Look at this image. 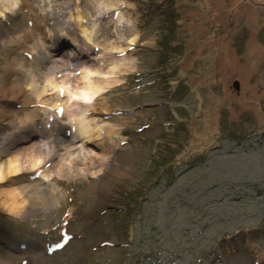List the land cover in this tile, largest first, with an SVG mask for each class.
<instances>
[{
    "label": "rangeland",
    "instance_id": "obj_1",
    "mask_svg": "<svg viewBox=\"0 0 264 264\" xmlns=\"http://www.w3.org/2000/svg\"><path fill=\"white\" fill-rule=\"evenodd\" d=\"M128 1L121 26L90 0H54L51 11L47 0H28L0 18V111L22 110V97L8 104L2 89L24 69L42 86L48 70L60 77L64 64L78 72L96 58L100 49L77 35L85 56L62 62L74 48L67 36L77 8L97 24L96 41L122 45L117 58L133 61L96 99L100 121L121 132L102 171L55 174L59 201L29 188L19 217L0 200V264H264V0ZM30 12L52 36L41 26L21 46ZM54 41L61 56L48 59ZM14 59L25 65L9 67ZM33 117L18 129L1 124L0 136L12 132L18 149L68 140L60 122L39 138L46 115ZM40 182L49 192L51 182Z\"/></svg>",
    "mask_w": 264,
    "mask_h": 264
},
{
    "label": "bare ground",
    "instance_id": "obj_2",
    "mask_svg": "<svg viewBox=\"0 0 264 264\" xmlns=\"http://www.w3.org/2000/svg\"><path fill=\"white\" fill-rule=\"evenodd\" d=\"M47 1L49 2L48 11H51L54 0ZM90 1L98 13L105 11L116 13L111 17L109 23L118 19V25L120 26L123 17L126 16L127 7L131 5L128 0ZM27 2L28 0H0V13H2L0 18H7L8 13L15 14L21 11L24 8L23 6L28 4ZM39 2H45V0H38V6L42 7L43 4L40 6ZM33 9V6H31L29 10ZM88 13L87 11V15H85L81 8H77L76 13L70 12L69 17L71 19L69 21L75 23L77 30H74L72 34L67 33L69 35L67 38L71 39L70 37L73 36L71 42H73L74 48L70 53L64 55L67 56V61L62 60V62L69 61V63H72L73 60H76L75 58L85 56L84 50L79 47L77 35L82 36L85 43L92 45V48L100 49L95 59L86 57L79 66L78 72H72L77 69L64 64L68 70L60 77L54 73L55 69L48 70L45 73V84L42 86L37 84L33 71L24 69L19 75L15 73L14 81L19 80L20 76L21 81L19 83H13L11 87H3L2 89L5 96H10L8 104L15 102L18 105L17 99L22 97L24 105H19L18 108H22L20 111L17 107L12 109L11 114L9 111H0V125L5 123V125L18 129L26 124L28 120H33V116L37 115V112H44L46 115L45 127L43 130L36 131L39 138L47 135L49 133L48 129L56 122L71 128L68 140L59 148L54 144V138H49L45 141L41 139L42 142L36 141L18 149L16 137L12 135V132L0 136V192L5 195L0 200L1 208L8 215L19 217L24 214L28 205V197L25 192L32 187L43 195L44 200L53 199L54 201L55 199V201H59L64 193H60V187L52 182L55 174L59 176H62L63 173H81L85 175L87 172H91L93 175L98 174L108 161V153L110 152L108 143L115 142V137L121 134L113 123L100 121L95 104L96 99L106 92L108 87H113L116 84L114 81L117 79L116 75L125 71L126 66L132 64L133 61L126 59V57L123 59L117 58V53L125 50L122 45L114 43L105 45L96 41L97 24H85V20L89 17ZM31 16H34V18H31ZM22 21L27 33L19 36L21 46L29 40L27 34L30 36L32 32L41 29V26H46L43 31L46 34L45 39L51 38V28L38 20L35 12L33 14L30 12ZM136 40L137 35L135 34L129 39V44H135ZM42 41L40 35L39 43L42 44ZM45 43L47 45L44 46L48 47L51 44L50 42ZM58 52L56 41H54L45 54L48 59H51L53 56H61L57 55ZM55 60L61 61L57 58ZM25 63L27 64V61ZM54 64L57 65L56 62ZM22 65L25 64L14 59L9 67ZM51 68H53V65ZM16 77L18 78L16 79ZM6 82L4 83L5 86H7ZM18 84H23V86L17 87ZM48 95L50 97L46 98ZM31 106H35V109H30ZM22 139L26 138L22 137ZM53 157L55 162L50 167L47 161L53 160ZM35 177L40 180L37 181L36 179L37 182L33 185L26 184L22 185L23 187L18 185V183ZM41 180L51 182L49 192L45 193ZM6 186L9 189L5 188Z\"/></svg>",
    "mask_w": 264,
    "mask_h": 264
},
{
    "label": "trees",
    "instance_id": "obj_3",
    "mask_svg": "<svg viewBox=\"0 0 264 264\" xmlns=\"http://www.w3.org/2000/svg\"><path fill=\"white\" fill-rule=\"evenodd\" d=\"M238 233H239V232H238ZM241 233H242V231H241ZM233 235H234V234H228V235H227V238H230V237L233 238V237H235V236H233ZM247 236H249V235H247ZM249 237H250V241H251V242H253V240H255V239H253V236H249ZM234 239H236V244H235L234 246L238 247V244H239L238 241H240V240H239V238L237 239V236H236V238H234ZM243 239H244V238H243ZM241 240H242V239H241ZM233 248H235V247H233ZM229 250H230V249H229ZM230 251H231V250H230Z\"/></svg>",
    "mask_w": 264,
    "mask_h": 264
},
{
    "label": "snow or ice",
    "instance_id": "obj_4",
    "mask_svg": "<svg viewBox=\"0 0 264 264\" xmlns=\"http://www.w3.org/2000/svg\"><path fill=\"white\" fill-rule=\"evenodd\" d=\"M0 15H2V13H0ZM61 246H62V245H59V244L56 245L57 248H58V247H61Z\"/></svg>",
    "mask_w": 264,
    "mask_h": 264
},
{
    "label": "crops",
    "instance_id": "obj_5",
    "mask_svg": "<svg viewBox=\"0 0 264 264\" xmlns=\"http://www.w3.org/2000/svg\"><path fill=\"white\" fill-rule=\"evenodd\" d=\"M19 25H21V23H19Z\"/></svg>",
    "mask_w": 264,
    "mask_h": 264
},
{
    "label": "water",
    "instance_id": "obj_6",
    "mask_svg": "<svg viewBox=\"0 0 264 264\" xmlns=\"http://www.w3.org/2000/svg\"><path fill=\"white\" fill-rule=\"evenodd\" d=\"M237 84V83H236ZM238 87V86H237Z\"/></svg>",
    "mask_w": 264,
    "mask_h": 264
}]
</instances>
